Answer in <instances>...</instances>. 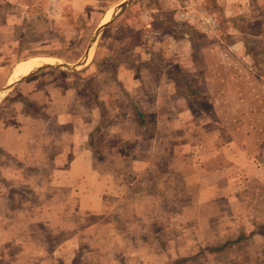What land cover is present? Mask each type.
<instances>
[{"label":"rangeland","instance_id":"1","mask_svg":"<svg viewBox=\"0 0 264 264\" xmlns=\"http://www.w3.org/2000/svg\"><path fill=\"white\" fill-rule=\"evenodd\" d=\"M35 1L0 40V264H264V0H132L3 91L123 0Z\"/></svg>","mask_w":264,"mask_h":264},{"label":"crops","instance_id":"2","mask_svg":"<svg viewBox=\"0 0 264 264\" xmlns=\"http://www.w3.org/2000/svg\"><path fill=\"white\" fill-rule=\"evenodd\" d=\"M72 2H73V0L66 1V4L64 5L65 9L69 6H71ZM35 9H37V10L39 9V3H37L35 0H0V11H1L0 12V34H1L0 40L1 41H8V39H10V37H12L14 35L15 30L17 31V28H15V25L17 27L20 24H19V22H13V17L15 14H19V15L23 14L21 16V20L24 21V18L27 17L28 14H34V13L38 12V11L35 12ZM47 12H48V9H47ZM67 12H69V11L66 10V12H64V13H67ZM24 15H26V16H24ZM102 23H104V20ZM6 34H7V36H6ZM5 45L8 46V43L7 42L6 43H0V46H2V47H4ZM35 58H39V57L28 58L22 62H25V61L31 60V59H35ZM12 60L15 61V59H11V61ZM23 80L24 79L22 78L12 88H16V85L21 83ZM10 83L11 82H9V83L7 82V84H5V86L10 84ZM80 127H81V125H79V128ZM82 148H83L82 152L80 151L79 153L81 155V158L84 160L86 158L85 155H86L87 151L84 149V146H82ZM70 168H73V167L70 166ZM76 168H77V165H76ZM78 192H79V190H78ZM85 202H86L85 199L80 200V205L82 206Z\"/></svg>","mask_w":264,"mask_h":264},{"label":"water","instance_id":"3","mask_svg":"<svg viewBox=\"0 0 264 264\" xmlns=\"http://www.w3.org/2000/svg\"><path fill=\"white\" fill-rule=\"evenodd\" d=\"M132 2V0H123L122 2H120L116 7L113 8V11H112V14H111V17L108 21H106L105 23H101L97 29L95 30V34L94 36L92 37L91 41L89 42L87 48H86V51L82 57V59L76 63V64H73V65H70L69 63H66V62H58V61H54L53 63H45V64H42L40 66H37L35 67L33 70H31L29 73L21 76L19 79L11 82L10 84L6 85L5 87H3V91H8L10 90L17 82H19L22 78L30 75V74H33L34 72L36 71H39L41 70L42 68H46V67H51V68H66L68 70H76L78 69V66L82 63H85L87 61V58L89 56V51H90V48L95 40V38L98 36V34L104 30L110 23L111 21L117 16L119 15L126 7L128 4H130Z\"/></svg>","mask_w":264,"mask_h":264},{"label":"bare ground","instance_id":"4","mask_svg":"<svg viewBox=\"0 0 264 264\" xmlns=\"http://www.w3.org/2000/svg\"><path fill=\"white\" fill-rule=\"evenodd\" d=\"M109 19H110V13L108 14V16L105 19H103L104 23L106 21H108ZM53 62L54 61H52L50 59H46V58L45 59L35 58V59L27 60L25 62H20L14 67V70L12 72V76H11L9 82H13L14 80H17L18 78L29 73L31 70H33L37 66H40L41 64L53 63Z\"/></svg>","mask_w":264,"mask_h":264},{"label":"trees","instance_id":"5","mask_svg":"<svg viewBox=\"0 0 264 264\" xmlns=\"http://www.w3.org/2000/svg\"><path fill=\"white\" fill-rule=\"evenodd\" d=\"M137 113L139 114V116H142L141 112H138V110H137Z\"/></svg>","mask_w":264,"mask_h":264}]
</instances>
